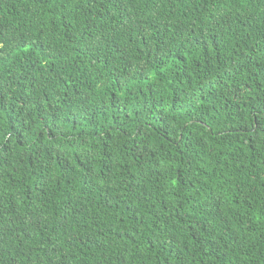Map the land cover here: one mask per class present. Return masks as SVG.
<instances>
[{
	"label": "trees",
	"instance_id": "1",
	"mask_svg": "<svg viewBox=\"0 0 264 264\" xmlns=\"http://www.w3.org/2000/svg\"><path fill=\"white\" fill-rule=\"evenodd\" d=\"M0 264H264V0H0Z\"/></svg>",
	"mask_w": 264,
	"mask_h": 264
}]
</instances>
